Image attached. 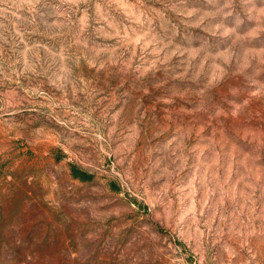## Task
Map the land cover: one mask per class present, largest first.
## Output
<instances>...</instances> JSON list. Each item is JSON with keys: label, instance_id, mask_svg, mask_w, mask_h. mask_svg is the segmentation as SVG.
<instances>
[{"label": "rangeland", "instance_id": "1", "mask_svg": "<svg viewBox=\"0 0 264 264\" xmlns=\"http://www.w3.org/2000/svg\"><path fill=\"white\" fill-rule=\"evenodd\" d=\"M0 264H264V0H0Z\"/></svg>", "mask_w": 264, "mask_h": 264}]
</instances>
